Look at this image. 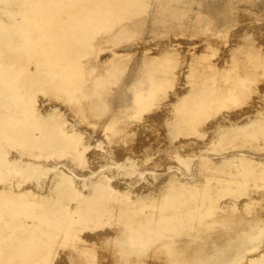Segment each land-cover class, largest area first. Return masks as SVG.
I'll use <instances>...</instances> for the list:
<instances>
[{"label": "rangeland", "instance_id": "374dc122", "mask_svg": "<svg viewBox=\"0 0 264 264\" xmlns=\"http://www.w3.org/2000/svg\"><path fill=\"white\" fill-rule=\"evenodd\" d=\"M15 1L0 0L1 18L8 26L14 17L20 19L18 22L22 21L19 8L15 7L14 12L7 10L13 8ZM138 2L143 4L144 0L132 1L133 5ZM179 2L175 5L181 7L182 16L174 20V28L153 22L159 3L150 0L153 9H149L123 34L107 38L95 35L89 40L92 48L85 47L77 56L83 63L80 69L87 77L84 86L88 88L92 77L101 72L99 63L115 52L126 54L110 64L109 83L98 93L103 100L101 107L96 105L98 98L94 99L96 101L82 100L81 94L72 96L58 91L37 64L41 55L37 57L28 52L22 46L23 42L12 37L7 30L10 27H0V174H7L0 181V188L6 184L11 187L8 191L17 192L33 187L37 194H48L42 191L44 188L36 189L39 176L32 174L53 169L51 163L57 160H73V153L67 149L68 141L59 136L62 123L65 134H71L73 129L81 132L77 142L87 149L83 157L91 166L78 167L79 162L73 160L76 172L83 173L84 178L82 184L78 177L74 179V185L78 187L70 192V196H62L63 203L67 205L75 199L71 201L73 204L92 193L94 187L100 185L95 184L98 176L110 179V197L106 199L109 201L103 200L104 203L93 214L99 216L73 229L71 234L75 233L76 238H66L62 231L46 225L31 227L35 220L30 217H0V264H167L171 259L173 263L170 264H179V257L183 264H192L188 258L198 259L193 257L198 250L211 249L214 244L232 237L237 239L238 235L247 232L252 235L249 246L239 255V261H229H234L233 264H264V176H261L264 172V9L263 12L259 10L264 6L245 7L244 2H237L225 19L223 17L221 22L215 23L211 21L207 6L219 1ZM243 32L248 37L241 45L249 43L251 51L239 48L230 54L232 43L242 40ZM172 42L182 43L183 48L176 54L169 52ZM85 50L90 51L87 58L83 57ZM195 53L200 55V61L196 59L199 62L193 70L198 67L196 72L200 71V77L188 69V62ZM160 54L161 62L158 63L162 65L155 63L156 66L153 64L147 68L152 72L145 69L144 73L141 72L144 60L150 55ZM256 55L261 63L253 69L248 64L253 74L235 99L211 103L193 124L181 123L184 112L174 110L176 94L185 84L186 87L194 85L202 89L207 86V91L225 88L230 84L229 76L224 69L222 73L218 70L237 66L235 60L246 65V61L256 58ZM165 59L171 62H162ZM158 69L162 70L158 72ZM243 69L238 70L242 72ZM165 73L168 74L166 81L153 99L141 106L132 103V95L145 87L144 74L161 78ZM138 76L143 81L133 85L134 78ZM211 83L216 84V88ZM73 97L76 98L72 100ZM84 104L86 109L82 108ZM50 145L58 150L48 151ZM133 148L142 150V154L132 155ZM94 159L102 164L91 175L88 172L94 171ZM116 159L120 160L118 167L108 166ZM247 160H252L256 173L245 175L247 179L242 180L243 161L246 163ZM21 169H25L24 175L20 173ZM66 174L70 175L69 172ZM49 177L41 175V183L53 181ZM172 181L186 185L179 191V195L185 194L182 201L198 194L211 193V196H199L197 199L201 205L189 212L191 215H203L204 226L197 224L183 229L180 226L184 224H178L177 240L182 243L179 248L170 246V254L168 245H159L162 240L154 242L144 234L132 236L126 229L127 215L121 216L120 211L125 208L120 206L135 199L159 201L162 187L165 189L168 183L172 185ZM52 195L56 197L58 192L53 191ZM254 201L257 202L255 205ZM19 222L31 228L26 230L14 226ZM80 238L88 242L86 246L83 245L85 242L81 244ZM167 240L168 237L164 241L169 243L173 238ZM121 255H127L126 260ZM206 263L215 264L213 261Z\"/></svg>", "mask_w": 264, "mask_h": 264}, {"label": "bare ground", "instance_id": "6f19581e", "mask_svg": "<svg viewBox=\"0 0 264 264\" xmlns=\"http://www.w3.org/2000/svg\"><path fill=\"white\" fill-rule=\"evenodd\" d=\"M132 1L133 0H31L30 2H27L26 0H16L13 4V8L7 10H13L14 12L15 7L19 8V13L22 16V21L18 22L20 19L14 17L10 20L11 24L8 26L6 22L1 18L2 15L0 14V27H10V29L7 28V30L11 33L12 37L18 38L19 42H23L22 46L25 47L28 52H30L34 56H37L38 54L41 55V57L37 56V64L44 69L45 74L51 79L52 85L56 87L58 91H63L72 96L81 94V97H79L82 100L92 101L98 98L96 105L97 107H101L103 100L98 97V93H101L102 88H104L109 83V79L111 76L110 64L121 60V58H123L126 54L122 51L115 52L105 61L99 63L98 67L100 68L101 72H99L97 76L92 77V79L89 81L88 88L84 86V81L87 77H84V72L80 69V66H82L83 63L80 62V58L77 59V56L82 54V50L85 47L87 49L92 48V43L89 42V40L93 36L99 35V37L107 38L123 34V32H125L128 27L134 25L133 23H136L137 21H139V19H142L143 15L146 14L149 9H153L151 8V4H149L150 0H144L143 4L142 2H138L136 5H133ZM156 1H158L159 4L157 7L158 11L154 13L155 15L153 22L155 21V23L160 26L172 25L174 28V20L177 21L178 17L182 16V13H180V11H182L181 7H177L175 5L180 0ZM217 1L219 2L207 6L208 11L211 15V21L215 23L221 22L220 19H223V17L225 19L227 13L230 12L231 9H233V6L237 2H244L246 4L245 7H253L255 4H258L259 8L260 6H264V0ZM263 9L264 8H261L259 10L263 12ZM205 19H207V17ZM220 26H222V24ZM245 33L243 32L244 35L241 38L242 40L238 38L240 41L237 42L235 40L236 42L232 43L230 54L238 51L239 48L247 50L250 49V44L247 42H245V45H241V42L242 44H244L243 39L248 37V35H245ZM254 40L256 39L254 38ZM180 48H183L182 43L172 42L170 44L169 52L172 54H176L179 52ZM85 51H83V53L85 52L83 57L87 58L90 55V51ZM261 55L262 54H260V56ZM199 56H197L195 53L194 57L191 58L188 62V69H190V71L192 70V72H196L198 67L196 68V70L193 69L200 61ZM161 57V54L150 55L148 59L144 60V63L141 65V72L144 73L145 71H148L147 68L150 65L154 64V66H156L155 63L160 64L158 62H161ZM197 58L199 61L196 60ZM260 60L261 59L256 55V58L251 57L250 59H248L246 61V65H244V63L241 65V61L239 60H235V62L233 60L234 64H237V66L234 65L235 68L229 66V68H220L218 71L224 69L223 71L226 72L230 80V84L225 88L220 87L215 89L216 84L211 83L213 84V87L215 86V90L212 89V91H207L205 90L207 86L205 89H202L200 88V86L197 88L194 85H191V87H186L187 85L185 84L183 89L179 90L176 94L177 99L174 110L184 112V118L181 119V123L193 124L195 118L203 115L206 110L209 109L211 103H217L221 101L226 102L230 98L235 99L237 95H239L242 88L248 85V77L253 74V72H251V69H249L248 64L252 66V69L256 66L258 68L259 63H261ZM162 62L170 63L171 61L165 59ZM238 65L241 66L238 67ZM155 68L157 69V67ZM144 69L145 71H143ZM214 69L216 70V68ZM238 69H243V71L245 72H240ZM161 70H159L158 72H160ZM152 71L153 70H150V72ZM150 72L148 71V73ZM199 72L200 71L196 73L199 74ZM200 75L201 74H199V77ZM167 76L168 74L165 73V76L163 75L161 78H156L153 76L149 77L148 75L146 77L144 74L143 77H145L146 80L145 87L143 89L137 90L134 95H132V103L141 106L144 104V102L153 99L156 96L157 92L160 91L159 88H161V85L163 86V83H165ZM210 79L212 78L210 77ZM205 80L207 81V79ZM205 80L203 82H206ZM139 81H143V79H141V76H138L137 78L135 77L133 85L138 83ZM192 83L194 84V82ZM201 84H203V86L204 84L206 85V83L202 82ZM207 84L209 83L207 82ZM207 89H209V87ZM213 95H215V97H211ZM74 98L76 97H73L72 100ZM121 106L123 107V105ZM145 106H148L147 103L145 104ZM82 108H85V104L82 106ZM111 124L113 125V123ZM63 125V123L59 125V136H62L63 140L68 141L67 149L71 150V153H73V160H75V162H79V164L77 165L78 167H91L90 164H87V161L84 158L87 149H85L83 146H80L77 142V137L79 134H81V132L73 129L71 131V134H65L63 131ZM47 149L48 151L58 150V148L51 147V145L50 148ZM64 149H66V147ZM132 150V155L140 156V154H142V150L137 151L135 148H133ZM125 155L127 156L126 153ZM127 158V160H131L129 159L130 157ZM73 160H57L51 163V168L54 167L53 169H50L47 172L40 171L32 174L36 177L39 176V180H36V189L44 188L42 189V191L48 192V194H46L45 196L35 193V188L33 187H27L21 191L18 190L17 192L8 191V189H11V187L4 184V187L0 188V217L7 215H10L12 217H30L35 220L33 222V226L31 227L46 225L48 227L56 228L58 231H62L64 235H66V238L67 236L76 238L77 235H75V233L71 234L73 232V229L83 224V222H87L88 220H91L100 215L97 214L93 216V214L99 210V206L104 203L103 200H106L108 197H110V193L108 191L110 187V179L107 176H98L95 184L99 183V187L95 186L92 193L82 196L79 201L71 204V201H75V199H73L70 200V204H67L68 206L65 205V203H63V200L61 199L62 196H70V192H73L77 189L78 186L74 185V179L76 177L81 180V184L84 178L82 177L83 173L79 172V174L76 172L77 166H74L75 163H73ZM114 161L115 162H110L108 166L112 165L118 167L120 160L116 159ZM244 162L245 161H243L244 167L241 170V173H244L242 180H246V176H253L256 173L252 160H247L246 163ZM92 164H94V171L88 172V174L91 175H93L94 172L98 170L102 162L100 161V163H98L97 159H94ZM65 167H67V169L68 167H70L71 169L67 170L65 169ZM216 167L217 166H215V168ZM24 170L25 169L20 170V173L22 175L25 174ZM27 172L29 171L26 170V173ZM66 172H69L70 175L66 174ZM4 174H0V181L3 180ZM41 175L46 178H48L49 175V178L51 179L52 177L53 181L46 182V184L41 183ZM261 176H264V172ZM22 180H20V183L24 181V183L26 184V181ZM173 183V181L171 182L172 185L168 183V186L165 189H163L162 187V197L161 199H159V201L155 199H152L150 201L135 199L136 201H132L130 203L126 201L127 203L123 202V204L120 206V208L125 209H122V211L119 210L121 212V216L127 215L126 217L128 218H125L127 221L126 229L129 233L132 234V236L144 234L147 236L148 240H153L154 242L162 240L163 243L159 241V245H168L169 248H167V252L170 254V246L174 245L179 248V245H181L182 243L177 240V236L179 235H177L176 232L178 224L183 223L184 226H180L181 228L183 227V229L187 227H193L197 224L202 225L204 216L198 215V213L197 215H191V213L189 214V212L190 209L201 205L202 202L197 199L199 196L200 198L211 196V193L202 195L198 194L195 198L184 199L182 201L181 197L185 194L179 195V191L184 190L186 185L183 186V184H180L177 181L176 183ZM95 184H93L92 186H94ZM53 191L58 192V195H56V197L52 195ZM125 194H127V192ZM106 201L108 202L109 200ZM256 203L257 202L254 201V205ZM234 207L235 206H233L232 208ZM129 210H131L132 212L128 213L127 211ZM197 210L199 212V209ZM14 226L26 230L31 228L24 222H19ZM45 233H47V231H45ZM249 233L250 232L242 233L238 235L237 239L236 237L235 239H233V237L227 240L224 239L225 241L214 244L211 249L198 250L197 253L200 256L198 254L193 255V257L197 256L198 259L192 258V256H187V258L189 257V262L192 264H195L196 262L201 264L210 261H213L215 264H233L234 261H239V255L243 253V249L249 246L250 239L252 238V235H250ZM167 237L168 240L169 238H173V241H169V243L164 241V239H167ZM80 241H82L81 244L85 242L86 244H83L85 246L88 243L84 238H80ZM121 250L123 251V249ZM237 252L239 253L235 254L234 257L231 256L232 253ZM198 256L201 258H199ZM121 257L126 260L127 255H121ZM179 259L180 257L177 259V262L183 264L182 259ZM226 260L228 262H224ZM229 260L234 261L230 262ZM170 262L173 263V260L171 259ZM170 262L167 264H170Z\"/></svg>", "mask_w": 264, "mask_h": 264}]
</instances>
